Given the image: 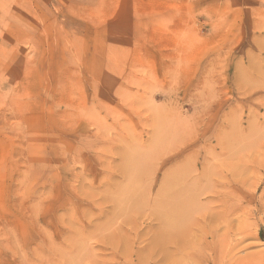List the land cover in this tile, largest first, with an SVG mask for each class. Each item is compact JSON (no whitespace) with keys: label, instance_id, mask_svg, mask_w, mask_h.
Here are the masks:
<instances>
[{"label":"rangeland","instance_id":"1","mask_svg":"<svg viewBox=\"0 0 264 264\" xmlns=\"http://www.w3.org/2000/svg\"><path fill=\"white\" fill-rule=\"evenodd\" d=\"M0 264H264V0H0Z\"/></svg>","mask_w":264,"mask_h":264},{"label":"bare ground","instance_id":"2","mask_svg":"<svg viewBox=\"0 0 264 264\" xmlns=\"http://www.w3.org/2000/svg\"><path fill=\"white\" fill-rule=\"evenodd\" d=\"M136 185V184H135ZM135 195V194H134ZM171 195V194H170ZM177 196V195H176ZM144 199V198H143ZM174 199V198H173ZM178 199V198H177ZM141 200V199H140ZM159 200V199H158ZM170 200V199H169ZM142 201V200H141ZM140 201V202H141ZM155 201V200H154ZM166 201V200H165ZM173 201V200H172ZM172 201H170V202H172ZM180 201V200H179ZM160 202V201H159ZM167 202V201H166ZM176 202V201H175ZM185 202V201H184ZM156 203H157V201H156ZM178 203V202H177ZM142 204V203H141ZM146 204V203H145ZM157 205V204H156ZM161 205V204H160ZM176 205V204H175ZM185 205V204H184ZM154 206V205H153ZM163 206V205H162ZM162 211V210H161ZM187 213V212H186ZM178 214V213H177ZM183 215V214H182ZM185 217V216H184ZM160 238V237H159ZM158 238V239H159ZM164 242V241H163ZM158 244V243H157ZM161 246V245H160ZM158 247V246H157ZM162 248V247H161ZM165 252V251H164Z\"/></svg>","mask_w":264,"mask_h":264}]
</instances>
